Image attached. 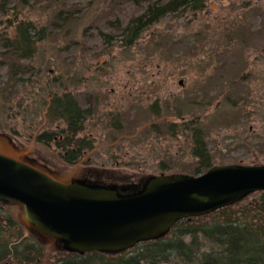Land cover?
Wrapping results in <instances>:
<instances>
[{
  "label": "rangeland",
  "instance_id": "374dc122",
  "mask_svg": "<svg viewBox=\"0 0 264 264\" xmlns=\"http://www.w3.org/2000/svg\"><path fill=\"white\" fill-rule=\"evenodd\" d=\"M78 2L84 5L68 25L69 36L46 24L52 33L27 64L44 63L55 77L64 75L67 92L92 111L81 137H90L97 148L94 165L194 175L189 135L180 126L174 135L167 130L169 119L183 123L177 114L204 120L195 128L203 132L214 166L264 165V0H205L202 15L167 18L131 49L105 45L96 30L110 32L106 22L128 18L136 0ZM49 6L25 9L20 19L48 22ZM9 19L15 20L0 13V36L7 37ZM4 59L0 53V85L7 86L14 83ZM15 91L20 96L11 105L0 98L1 132L29 145V137L64 128L62 122L46 123L40 91L18 85L8 92ZM40 146L35 148L46 153ZM50 149L46 155L54 159Z\"/></svg>",
  "mask_w": 264,
  "mask_h": 264
},
{
  "label": "trees",
  "instance_id": "16d2710c",
  "mask_svg": "<svg viewBox=\"0 0 264 264\" xmlns=\"http://www.w3.org/2000/svg\"><path fill=\"white\" fill-rule=\"evenodd\" d=\"M47 3L50 6L45 9L51 12L52 20L38 23L29 17L20 19L19 14L23 10ZM204 3L205 0H136L128 18L117 16L106 22L110 32L100 28L96 32L105 45L119 43L123 48L131 49L148 30L167 18L189 15L194 19L202 15ZM83 5L78 0H15L14 4L0 0V13L15 19H9L7 37L0 36V53L5 55L10 82L14 83L0 85V98L11 105L20 93L8 91L17 89L18 85L40 91L44 107L47 108L45 120L48 124L62 122L64 128L58 134L39 136L38 143L50 147L54 137L62 136L63 141L56 143V147L68 152V157L62 158L69 165L76 164L81 153L93 146L92 141L88 143L85 139H77L92 111L79 106L67 92L64 75L55 77L54 71L45 67L44 63L31 68L27 62H33L38 56L40 45L48 41L52 32L47 25L63 33L64 39L69 36L68 25L75 20L76 13ZM27 76L29 78L25 79ZM40 85H44V88H40ZM176 116L179 119L183 117L181 114ZM203 121L200 117L186 116L185 122L179 125L184 127V132L191 139L192 155L197 163L189 172L196 176L213 166L203 132L195 128V125L201 126ZM115 127L119 128L116 124ZM168 127L171 135L178 129L175 124ZM152 129L158 131V127ZM161 167L166 169L163 164ZM22 237L17 222L0 206V264H37L44 257L45 264H264V193L210 216L182 221L167 238L137 246L117 256L92 252L80 257L57 252L47 257L40 244L31 240L21 241Z\"/></svg>",
  "mask_w": 264,
  "mask_h": 264
},
{
  "label": "water",
  "instance_id": "95a60500",
  "mask_svg": "<svg viewBox=\"0 0 264 264\" xmlns=\"http://www.w3.org/2000/svg\"><path fill=\"white\" fill-rule=\"evenodd\" d=\"M120 171L65 166L0 133V206L46 253L121 255L264 193L263 164L200 176Z\"/></svg>",
  "mask_w": 264,
  "mask_h": 264
},
{
  "label": "flooded vegetation",
  "instance_id": "af4514ba",
  "mask_svg": "<svg viewBox=\"0 0 264 264\" xmlns=\"http://www.w3.org/2000/svg\"><path fill=\"white\" fill-rule=\"evenodd\" d=\"M167 122V124H166V126H167V130L169 129V127H168V125H172V124H175V123H172V122H174V121H170V120H167L166 121ZM181 122H183V121H181ZM47 124H48V122H46ZM184 123V122H183ZM183 123H181V124H183ZM49 125V124H48ZM85 125V124H84ZM175 125H178V124H175ZM179 126V125H178ZM153 127H155V126H153ZM153 127H151V128H153ZM116 128V127H115ZM184 128V127H183ZM159 129V128H158ZM59 128L57 127L56 128V130L54 131V132H49L48 130H45L44 132H42V133H40V134H38L37 136H35V137H29L30 138V142H26V143H29V145L30 144H33L34 146H42L43 148H44V150H45V152L47 153V151L46 150H51L50 148H53L54 150H55V152L57 153V157H53L54 159H52V160H54L55 162H57V163H60V164H62V165H65V166H70V167H74V166H77V165H81L83 168H86V169H110V168H105L104 167V165H99V166H96V165H94V160H93V156H94V154H96V150H97V148H94V146H92V148L91 149H87V150H84L81 154V156H80V158H78V160H77V162H76V164H73V165H69V164H66L65 162H64V158L65 157H68V152L67 151H62V150H59V149H57V147H56V143H58L59 141H63V137L62 136H58V137H54L53 138V140H52V143H50V147L49 146H46L45 144H43V143H38L39 142V140H38V138H39V136H41V135H43V134H52V133H56V134H58L59 133ZM153 130V129H152ZM154 131V130H153ZM84 132H85V126H84V130H83V132L80 134V135H78V138L77 139H85L88 143H90L92 140H90V137H88V138H86V137H81V135L82 134H84ZM154 132H156V131H154ZM158 132V131H157ZM156 132V133H157ZM93 142V141H92ZM118 142V141H117ZM40 146V147H41ZM111 148L112 147H114L113 145H109ZM110 148V149H111ZM40 149V148H39ZM40 152L43 154L44 152L40 149ZM72 152H75V150L74 151H72ZM46 153H44L45 155H46ZM91 155H93L92 157H91ZM113 154H111V156H112ZM62 157H64V158H62ZM110 170H120V169H110ZM164 173V172H163ZM23 240H28V238L27 237H25V236H23L22 237V240L21 241H23ZM30 240V239H29ZM49 256V255H48ZM47 256V257H48ZM45 262H46V258L44 257L42 260H38L37 261V264H45Z\"/></svg>",
  "mask_w": 264,
  "mask_h": 264
}]
</instances>
